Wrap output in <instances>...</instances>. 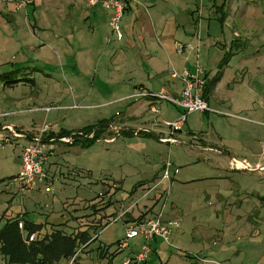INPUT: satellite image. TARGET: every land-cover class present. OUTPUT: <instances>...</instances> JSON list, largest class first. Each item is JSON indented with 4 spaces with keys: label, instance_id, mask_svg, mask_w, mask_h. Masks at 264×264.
I'll return each instance as SVG.
<instances>
[{
    "label": "rangeland",
    "instance_id": "rangeland-1",
    "mask_svg": "<svg viewBox=\"0 0 264 264\" xmlns=\"http://www.w3.org/2000/svg\"><path fill=\"white\" fill-rule=\"evenodd\" d=\"M180 1L188 3L191 9L195 5L200 6L201 3V0ZM249 1L258 0H247V2ZM262 1L264 2V0ZM168 2L173 5L174 9L175 0H168ZM189 14H183L184 16L181 17L188 23L191 22ZM36 15L39 18L41 11L37 10ZM68 15L65 19L59 15L58 19H70V14L68 13ZM35 16L31 14L27 22L30 23L33 33L37 31ZM198 26L196 30H198ZM50 30L40 31L41 35L35 38L26 33L25 47L21 51L22 53L18 56L9 54L5 59H11L12 62L23 60L25 61L24 65L13 68L10 66L11 63H7L0 66V73L18 71L19 77L31 78L35 82V84L20 82L17 86L6 89L4 93L1 92L3 98L7 99L14 97L30 99L27 102L28 106L24 107L27 112L14 116L12 119L17 120L18 126H22L24 130L39 128L43 123H46L55 130L70 133L96 125L100 120H112L114 134L112 137L96 142L89 149H81L78 146L67 147L65 152L59 149L57 156L51 159L54 168L51 169L50 175L55 181L52 182L53 185L49 193L44 191L42 185H38L32 191L19 193L13 179L19 173L18 157L22 144L18 141L17 145L14 143L0 145V230L3 229L8 216L22 210L27 212L30 220L45 223L46 230H49L51 225L59 223L60 218L68 213L71 215L82 213L80 217L70 221L72 223L70 234L87 228L92 232V237L95 234L98 239L88 250L78 249L76 264H110L107 262L108 260H97L99 250L96 248L99 246L110 247V251L113 252L117 249L116 243L124 239L125 231L122 221L112 224L121 212L127 211L124 219L128 220L131 212L134 211V214H137L145 203L150 202L154 206L160 202L159 199L155 200L157 190H154L147 198H143V196L159 182L162 166L166 161H169L173 164V168L178 169V174L174 178L172 176L173 182L169 184L170 195L167 198V211L173 204L176 217L181 221V229L184 228L182 223L188 222L184 229L187 243L180 247L174 242V234L171 233L169 238L171 246L164 243V250L157 254L160 261L152 253L145 264H264V171L235 170L228 167L226 173L223 172L224 176L218 175L219 162L224 161L222 156L213 152L199 151L193 148L195 145L191 147L185 132H183V137L184 140H187L184 141L186 144L171 146L160 144L151 136L123 135L116 138L115 126H120L119 122L125 115L131 116V119L127 121L131 128H135L139 124L138 120L132 119V117L144 109V106H141L143 102H138V100H132L128 104L115 102L114 100L118 97V89H115L114 84L117 80L110 82L107 79L101 89L106 93L105 101L95 100L91 95V98L87 97L90 99L89 101H83V95L91 91L95 93V89L89 90V81L91 84L94 79L92 77L96 75L91 74L90 79H86L88 77L86 75L85 80H88V83L80 79L75 80L74 84L70 86V69L78 67V64L75 63L74 66H70V28L67 29L68 35L61 32L56 33L58 36L55 40L53 36L51 38L48 36ZM225 33L228 34L227 31ZM109 36L112 47L110 50L108 49L109 52L104 56L100 66L114 71L118 64V58H113V47L117 40L112 35L110 28ZM45 37L48 38V41L44 39ZM218 48L220 49V47ZM122 52L123 59L129 63H132L135 56L139 57L137 50L124 47ZM96 64L98 63H93V65ZM75 84H78L79 88ZM163 103L166 105L167 102ZM74 106L77 108L72 109ZM46 108L50 111L46 112ZM34 109L37 110L33 111ZM224 112L226 113V111ZM217 113L210 112L208 117L199 113L189 114L187 119L189 127L196 132L194 133L196 136H204L208 146L217 147L221 152L223 148L217 140L214 130L217 133H224V127H226L227 145L232 146L236 152L235 155L240 157L244 133L237 127H231L232 123L236 122L233 119L236 118L233 116L235 112L229 113L233 118L226 117V114L223 113ZM241 117L243 118H240V122H249L247 119L250 118L247 115L241 114ZM147 118L154 119V117L145 114L143 122L149 125ZM206 119H211L213 124L215 123L213 125L215 128L212 125H207ZM216 122H219L218 126ZM199 130L206 132L205 135L204 133L200 135ZM259 152H261L260 149ZM262 164L264 166V162ZM251 168L255 169L253 165ZM258 174L263 178L262 180L256 176ZM133 190H135L134 193H132ZM98 193H104L103 199H101L102 206L110 205L106 213L119 214L114 218L106 217V220L108 219L112 225L101 227L94 233L98 222L90 219L98 211L93 212L90 204ZM131 193L132 195H130ZM140 199L145 201L139 206L132 205ZM134 207L137 208L134 209ZM146 207H143V211L147 210L148 207ZM149 213H151V209L148 208L146 214ZM213 230L224 232L225 237L219 243L216 238L208 239V248L218 250L221 245L214 247L215 243L222 244L226 249V262H222L216 257H212V259L208 257L202 261L195 257V253H191V257L189 254L191 245L197 244L200 238L205 237L203 231L208 234ZM139 243L140 240H134L130 242V246H132L131 248L137 247ZM130 250L128 248L118 253L112 260L113 264H123L126 260L123 255H126ZM134 250H136L135 254L139 252V248H134ZM171 254L177 255L179 260L173 259L167 263L168 256ZM186 256L187 258H184ZM0 264H7L1 256ZM59 264H69V261H61ZM70 264L72 263L70 262Z\"/></svg>",
    "mask_w": 264,
    "mask_h": 264
},
{
    "label": "crops",
    "instance_id": "crops-1",
    "mask_svg": "<svg viewBox=\"0 0 264 264\" xmlns=\"http://www.w3.org/2000/svg\"><path fill=\"white\" fill-rule=\"evenodd\" d=\"M22 2L28 3V5L23 7L20 4ZM263 3L262 0L253 2H247V0H201L200 6L195 5L193 9L189 7L188 3L181 2L180 0H175L174 9L173 5L170 4L168 0H137V3H130L127 6L120 24L123 38L120 41L116 39L117 43H114L113 58H118V64L114 71H112L110 68L100 66L104 56L108 54L112 47L108 25L109 13L101 6L90 8L84 0H6V2L0 4V66L7 63H11L10 66L13 68L15 66L24 65L25 61L23 60H14L15 62H12L11 59H5L9 54L10 56H18L22 53L21 51L25 47L26 33L35 38L41 35L40 31L51 29L50 35L48 36L50 38L53 36L55 40L58 36L56 33L61 32L68 35L69 31H67V29L70 28V66H74V63L78 64V67L72 68V70L70 69V86L74 84L75 80L80 79L88 83V80H85L86 75L88 76L86 79H90V75L94 73L96 76L92 77V79H94L91 84L89 81V90L95 89V93L91 91L83 95L82 100L89 101L90 99L88 98H91V95L95 100L105 101L104 97L106 93L101 91V89H103L102 86L105 84V79L110 82L117 80L114 85L115 89H118V97L114 101L128 104V102L132 100H138V102H143L141 106H144V109L139 114L132 117V119H136L139 122L135 128H131L130 124L127 122L131 119V116L125 115L123 117L119 122L120 126H115V130L117 131L116 138L123 136V133L128 135L134 133L135 135H132V137L141 135L151 136L160 144H163L159 140L161 138H166L169 131L161 124L165 121L174 122L178 120L182 115V110L175 106L173 107V105H169V103H165L166 105H164L163 102L145 98H135L134 95L138 91H144L149 94H156L163 91L171 97L178 98L181 94L183 85L180 81L171 78V72L175 71L180 73L183 67L192 68L195 63V53L189 52L180 55L175 50V44H192L196 46L197 38L199 37L201 47L204 46L202 49L200 48L201 54L200 52L198 54V62L202 66L204 78L206 79L204 98L209 108L213 111L212 113L219 112L226 114V117H231L232 114L229 113L232 111L235 112L233 116L236 118H231L236 120V122L232 123L231 127H237L244 133V138L241 137L243 144H241V152L239 153L241 158L235 155L236 152L232 146L227 145L226 127H224L225 134L222 132L217 133L214 130V134L223 148L221 152L217 147L213 148L208 146L203 138L204 136L200 137L194 134L196 132H194L188 124V115L180 131L174 134V138L178 140L177 144H186L184 141L187 140H184L185 138L183 137V132H185L187 138H189L188 141L191 147L195 145L193 148L199 151L208 153L213 152L214 154H218V156L221 155L224 161L219 162V168H217L219 170L217 172L218 175L224 176L223 172L226 173V169L230 167L232 162H246L250 167L253 165L255 170H257L260 167H264L262 166L264 158H262L261 152H259V143L264 138V126L262 125L264 123ZM37 10L41 11V16L39 18L37 15L35 16ZM68 13L70 14V19L64 20L69 16ZM31 14H34V19L36 20L35 24L37 31L34 33L30 23H27ZM183 14L190 15V23L181 18L184 16ZM59 15H62L64 19H58ZM65 15L67 16L65 17ZM198 23L199 33L197 34L198 31L196 28ZM226 31L228 34L225 33ZM44 39L48 41V38L45 37ZM124 47L139 51V57L135 56V58L132 59V63L123 59L122 48ZM218 47H220V49ZM94 62L98 64L93 65ZM4 73L6 72L0 74ZM98 75L100 76L98 77ZM31 80L33 83L30 84H35L33 79ZM19 83L11 87L4 86L0 83V145L11 143L17 145L18 141H20L22 144V152L23 148L30 143L31 138L35 136L39 128L24 130L22 126H18L19 122L12 118L27 112L24 107L28 106L27 102L30 101V99H16L18 97L7 99L3 98L1 95V92L4 93L6 89L13 88ZM96 84L97 88L95 86ZM75 85L79 88L78 84ZM130 90L131 92H129ZM110 96L112 97L113 94L111 93ZM76 108L77 106L72 107V109ZM36 110L37 109H34L33 111ZM224 111H226V113ZM145 114L154 117V119L147 118L149 125L143 122ZM199 114L206 117L209 116L208 113ZM241 114L247 115L250 118L247 119L249 122H240V118H243ZM205 122L207 125H212V127L215 128L213 126L215 123L213 124L211 119H206ZM216 123L218 126L219 122ZM112 124H114L113 121L111 125L106 128L103 135L106 137H102V140L113 136ZM48 126L49 132L44 137L42 148L46 152H52V155L44 165L47 175L51 177L50 172L51 169L54 168L52 167L53 163L51 159L57 156V151L59 149L65 152L64 150L70 147V144L60 143L57 138L52 137V135H57L62 130H55L52 126ZM8 128H11L15 134L19 136L22 135L23 137L14 136ZM203 133L205 135L206 132L199 130L200 135H203ZM51 139L55 141L52 142ZM168 146L171 145L168 144ZM21 152L18 157L19 171L21 168ZM169 171L171 178L172 176L174 178L176 174H178V169L173 168V164H171ZM256 176L259 180L263 179L259 174ZM173 178L171 182H173ZM54 181L53 179V183ZM169 184L163 183L156 189L155 200L159 199V203L154 206L151 205L150 202L143 205V207L147 206L151 209V213L146 214L148 208L146 207L147 210L143 211L142 207L141 211L137 214H134V211L131 212L128 216L131 220H122L124 231L125 225L128 223H133L139 218H143V221L152 219L158 213H161V220L164 224H177V227H173L172 230L174 242L180 247L187 243L184 237V229L188 222L186 224L182 223L184 228L181 229V221L180 218L178 220L176 217L175 207L171 204L167 211L168 201L164 202L162 198L163 192L170 190L168 189ZM41 185L44 187L45 191L47 185ZM134 192L135 190L132 191V193ZM132 193L130 195H132ZM103 194L104 193H98L97 196L94 197V201L90 204L92 208H94L92 211H98L95 216L90 219L98 222L96 225L97 229L94 230V233L101 227L109 226L107 225L109 220H106V217L111 216L114 218L119 214L106 213L110 205L108 204L109 206L107 208H105L106 205L102 206L103 201L101 199H103ZM257 196L260 197L259 195ZM147 197L148 195L145 196L144 194L143 198ZM261 197L263 199V196ZM144 201L140 199L132 205L139 206V204ZM136 208L137 207H134V209ZM23 214H27V212L22 210L21 212L8 216L6 220L22 216ZM81 214L82 213H74L71 216L72 221L80 217ZM63 217L66 220L56 224L57 226L53 224L49 227V230H46L47 227L44 225L45 223H37L30 220L29 216H26L30 222L36 225H44L40 232V236L47 235V233L51 234L54 231H61L62 233L67 232V234L70 235V226L72 225L70 222V214L68 213ZM85 229L79 230L78 232H83ZM19 231L24 244L28 246L33 241L35 237L34 234L27 235L24 229ZM204 233L205 237L200 238L197 244L194 243V245H191V250L189 252L190 256L192 255L191 253H195V257L202 259V261H205L204 259L208 257L210 259L216 257L221 259L222 262H226V249L222 244H218L219 241L222 242L225 233L221 231L217 232L216 230L209 231L208 234H206V231H203V234ZM89 234L91 240L88 245L85 244L79 247L81 251L84 249L85 251L88 250L93 243H95L94 241L98 239L95 234L92 237L91 231H89ZM32 236L33 239L30 241ZM210 238H213V240L214 238L217 239L218 243H215L214 247L221 245L220 249L214 250L213 248H208L207 240ZM162 242L163 241L159 239H155L151 243V254L153 253L154 257H157L159 261L160 258L157 254L159 251L164 250V242ZM140 243L137 247L134 246L133 248L129 245L131 250L126 255H123L124 260L135 255L136 250H134V248L138 249ZM109 248L110 247L102 248L100 246L96 248L99 250V257L97 260H108L107 262L113 264L110 255L114 251L111 252ZM222 248L224 249L222 250ZM77 258L78 255L74 262H70L76 264ZM184 258H187V256ZM173 259L177 260L178 256L171 254L168 256L167 263Z\"/></svg>",
    "mask_w": 264,
    "mask_h": 264
},
{
    "label": "built area",
    "instance_id": "built-area-1",
    "mask_svg": "<svg viewBox=\"0 0 264 264\" xmlns=\"http://www.w3.org/2000/svg\"><path fill=\"white\" fill-rule=\"evenodd\" d=\"M88 7L94 8L101 6L105 11L109 13V28L112 35L116 37L117 40L123 38L121 32V21L127 6L130 3H137V0H84ZM6 0H0V4H3ZM21 6L26 7L28 3L22 2ZM199 25V23H198ZM199 27V26H198ZM199 33V28L197 30ZM200 40L197 38V45L192 44H175V50L178 54L183 55L184 53L194 52L195 53V63L192 68L183 67L180 73L175 71L171 72V78L178 80L182 83L183 88L181 94L178 98L171 97L160 91L156 94H149L140 91L138 94L134 95L135 98H145L149 100H154L158 102H167L182 110V115L180 118L174 122H163L162 125L169 131L166 138H161L159 141L163 144L174 145L178 143V140L174 138V134L180 131L182 125L186 121V117L192 113H210L213 112L204 98V89L206 85V79L204 78V71L202 66L198 62V54L200 52ZM50 111L47 109L46 112ZM155 113V112H154ZM264 126V123L262 124ZM8 130L16 137H23L15 134L11 128ZM49 132V126L43 123L35 136L31 138L30 143L23 148L21 152V168L18 175L13 179L19 193H25L32 191L37 188L38 185L45 184L46 192H51V186L53 179L47 175L44 165L48 158L52 155V152H46L42 148V143L44 137ZM76 136V135H73ZM78 136H81L79 134ZM54 142V139H51ZM60 143L71 144L73 142V137H65L58 139ZM259 147L261 150V156L264 158V138L260 141ZM171 164L169 161L163 166L162 174L159 182L146 192L145 196L151 194L154 190L158 188L159 185L163 183L169 184L171 182L170 168ZM231 169H239L245 171H253L250 165L246 162H232L230 165ZM256 171L263 172L264 167L258 168ZM169 189V188H168ZM170 190H166L162 194L164 202L167 201ZM164 204V203H163ZM127 211L122 212L118 215L113 223L120 222L124 220ZM162 214L158 213L154 218L148 219L142 222H133L125 225V236L124 239L117 243V250L124 251L129 248L130 242L136 239L141 240L139 246V252L132 257L127 258L123 264H145L151 254V243L155 239H159L169 244V238L172 233V228L177 227L176 223L164 224L161 220ZM18 229L23 230V223L20 221L18 223ZM33 236L30 238L32 241ZM75 255L73 260L77 257ZM72 260V261H73Z\"/></svg>",
    "mask_w": 264,
    "mask_h": 264
},
{
    "label": "trees",
    "instance_id": "trees-1",
    "mask_svg": "<svg viewBox=\"0 0 264 264\" xmlns=\"http://www.w3.org/2000/svg\"><path fill=\"white\" fill-rule=\"evenodd\" d=\"M18 73V71H13L12 73L0 74V83L9 87L19 82L33 83L31 79L19 77ZM111 122V120H102L98 124L84 128L79 132L60 131L57 135H52V137L61 139L72 136L73 142L70 146L89 149L96 142L102 140L105 130L111 125ZM79 134L81 136H78ZM123 135L126 136L128 134L123 133ZM132 135L134 136L135 134L132 133L128 136ZM108 206L107 204L105 208ZM92 209L94 210V208ZM26 216L27 214H23L22 216L6 220L3 229L0 230V256L7 264H59L61 261L70 262L77 254L79 247L85 244L88 245L91 240L90 229L70 235H66L61 231H54L51 234L40 236L44 225H36L30 222ZM71 216L70 214V221H72ZM142 219L139 218L135 222H142ZM64 220L66 219L62 216L60 222ZM20 221H22L23 229L27 235L34 234L35 236L28 246L24 244L18 229ZM109 222L107 225H110ZM120 252L118 250L114 251L110 255L111 260Z\"/></svg>",
    "mask_w": 264,
    "mask_h": 264
}]
</instances>
